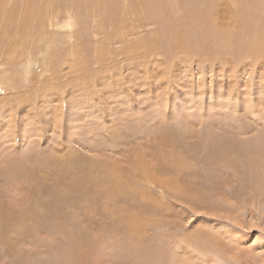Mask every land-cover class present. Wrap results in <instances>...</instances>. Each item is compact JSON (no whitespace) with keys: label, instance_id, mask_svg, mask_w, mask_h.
Segmentation results:
<instances>
[{"label":"rangeland","instance_id":"1","mask_svg":"<svg viewBox=\"0 0 264 264\" xmlns=\"http://www.w3.org/2000/svg\"><path fill=\"white\" fill-rule=\"evenodd\" d=\"M0 207V264H71L55 209L99 264H264V0H0Z\"/></svg>","mask_w":264,"mask_h":264},{"label":"bare ground","instance_id":"2","mask_svg":"<svg viewBox=\"0 0 264 264\" xmlns=\"http://www.w3.org/2000/svg\"><path fill=\"white\" fill-rule=\"evenodd\" d=\"M257 180V179H256ZM51 207V206H50ZM45 208H46V206H45ZM55 209V208H54ZM78 209V208H77ZM48 210V209H47ZM74 210V209H73ZM48 211H51V212H54L55 214V216H57V217H59V219L61 218L62 219V221L60 220V222H61V224L58 222V221H56V226H57V228L60 230V232H62V233H65V234H67L68 235V240H67V242L66 243H64L66 246H70V261H71V264H75V262H76V264H87L88 262L90 263V264H99V263H101V261H102V258L99 256H97L96 255V252H93V247H94V241H93V239H92V237L86 232V233H83V231H80L79 230V228L77 227V230L78 231H76V234H74V235H72V231H71V229L70 230H67L68 229V227L65 225L66 223H69L70 224V222H69V219H67V214L66 213H64V212H62V211H56V209L55 210H48ZM3 213V214H2ZM6 213H7V211H5L2 207H0V214H2L1 216H0V222H2V223H6V226H8L7 225V220H9V216L8 215H6ZM50 213V212H49ZM74 213V212H73ZM31 214L33 215V216H37V218H38V216H39V214L38 213H36V212H31ZM17 215H19V216H17ZM16 216V218L14 219V221H12V224H11V227L12 226H14V228L16 227V226H18L17 224H20L21 222H25L24 220L27 218V217H30V219L32 218L31 216H27L28 215V213H24V212H22V213H19V214H17ZM73 215V214H72ZM95 214L91 211V209L90 208H86V207H82V208H79L75 213H74V219H76V217L78 218H80V217H85V221H87L88 223L89 222H91V220H92V217L94 216ZM71 216V215H70ZM13 218H14V215L12 216ZM12 218V219H13ZM40 218V217H39ZM49 218V217H48ZM78 218V219H79ZM58 219V220H59ZM74 219H72V220H74ZM27 220V219H26ZM83 220V221H84ZM35 226L38 224L37 223V220L35 219ZM71 221V220H70ZM27 224V223H26ZM4 226V225H3ZM24 226V225H23ZM51 226V225H50ZM19 227V226H18ZM26 227V226H25ZM13 228V229H14ZM17 228V227H16ZM51 228V227H50ZM2 230V229H1ZM8 230H10L9 228H8ZM12 230V229H11ZM24 230V229H23ZM52 230V229H51ZM4 231V230H3ZM2 232V231H1ZM10 232V231H9ZM7 233H8V231H7ZM1 234V233H0ZM6 233H4V235H5ZM8 235H6V237H7ZM63 236H65L64 234H63ZM0 246L2 247L1 249H5L6 251H10L11 252V243H10V239L12 238L11 236H10V239L9 240H6L4 237H2L1 235H0ZM5 240H4V239ZM3 239V240H2ZM12 241H13V239H12ZM6 242V243H5ZM59 244H63L62 242L60 243L59 242ZM68 244V245H67ZM13 246H14V244H13ZM55 247V246H54ZM57 247V246H56ZM63 247V246H62ZM59 249V248H58ZM93 253H95V255L97 256V257H95V256H92L93 257V260H91V261H88V259H86V255L87 254H92L93 255ZM76 254V255H75ZM80 254V255H79ZM65 255V254H64ZM89 256V255H88ZM91 256V255H90ZM68 258V257H67ZM89 259H91V257L89 258ZM188 259V258H187ZM162 260V259H161ZM160 262V261H159ZM162 263H164L163 261H162ZM161 263V264H162Z\"/></svg>","mask_w":264,"mask_h":264}]
</instances>
